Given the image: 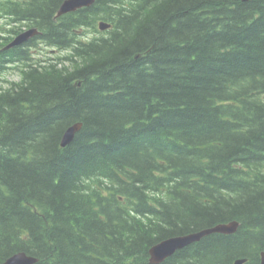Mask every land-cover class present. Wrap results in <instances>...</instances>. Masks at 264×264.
<instances>
[{"label":"trees","instance_id":"trees-1","mask_svg":"<svg viewBox=\"0 0 264 264\" xmlns=\"http://www.w3.org/2000/svg\"><path fill=\"white\" fill-rule=\"evenodd\" d=\"M64 1L0 0V82L20 77L0 86V264H151L154 245L234 221L162 264H260L264 0H95L58 18Z\"/></svg>","mask_w":264,"mask_h":264},{"label":"water","instance_id":"water-1","mask_svg":"<svg viewBox=\"0 0 264 264\" xmlns=\"http://www.w3.org/2000/svg\"><path fill=\"white\" fill-rule=\"evenodd\" d=\"M248 1V0H241ZM95 0H67L61 6L58 16H62L67 13L76 12L83 8L91 7L94 4ZM100 30L105 31L111 28V25L107 23H100ZM40 32L36 28L26 30L16 36V38L5 48V50L19 47L30 39L38 36ZM82 124L78 123L68 129L62 139V146L66 147L73 142L76 134L81 130ZM239 227L238 222H231L227 224H219L209 229H205L196 233H191L179 237H172L166 239L150 250V263L151 264H161L169 257L173 256L177 251L201 241L203 238L212 235V234H223V235H232L237 232ZM38 259L27 255L24 252L17 253L12 257L8 258L3 264H36ZM246 260H239L235 264H244ZM261 264H264V252L262 253Z\"/></svg>","mask_w":264,"mask_h":264},{"label":"rangeland","instance_id":"rangeland-1","mask_svg":"<svg viewBox=\"0 0 264 264\" xmlns=\"http://www.w3.org/2000/svg\"><path fill=\"white\" fill-rule=\"evenodd\" d=\"M4 21H1L0 20V26L3 25ZM41 46V45H40ZM36 51V50H35ZM38 51H41V50H37ZM34 53V52H33ZM63 54V53H62ZM57 57V56H60V53L57 52V50H55L54 48H44V51L42 52L41 55L37 56L38 58H42V57ZM17 72L15 71H10V75L8 76H5V81L6 82H0V86H2L3 88L7 87L11 82H19L20 80V77L16 74Z\"/></svg>","mask_w":264,"mask_h":264},{"label":"bare ground","instance_id":"bare-ground-1","mask_svg":"<svg viewBox=\"0 0 264 264\" xmlns=\"http://www.w3.org/2000/svg\"><path fill=\"white\" fill-rule=\"evenodd\" d=\"M65 1H67V0H65ZM65 1H64V2H65ZM240 1H241V0H240ZM248 1H250V0H248ZM248 1H246V2H248ZM64 2H63V3H64ZM242 2H244V1H242ZM63 3H62V5H63ZM62 5H61V6H62ZM61 6H60V8H61ZM59 10H60V9H59ZM59 10H58V12H59ZM67 14H70V13H67ZM67 14H64V15H67ZM62 16H63V15H62ZM62 16H58V13H57V17H58V18H59V17H62ZM102 22H104V21H102ZM102 22H100V23H102ZM100 23L98 24V29H99V31H101V32H105V31L109 30V29H107V30H105V31L100 30V28H99ZM104 23H106V22H104ZM107 24H109V23H107ZM109 25H110V24H109ZM33 28H34V27H33ZM26 43H27V42H26ZM76 124H78V123H76ZM80 124H81V123H80ZM74 125H75V124H74ZM74 125H72V126H74ZM72 126H70L69 128H71ZM69 128H68V129H69ZM81 128H82V127H81ZM68 129L64 132L63 137H64L65 133L68 131ZM63 137H62V139H63ZM61 146H62V140H61ZM62 147H63V146H62ZM66 147H67V146H66ZM63 148H65V147H63ZM208 229H209V228H208ZM190 234H191V233H190ZM179 236H183V235H179ZM179 236H175V237H179ZM171 238H172V237H171ZM168 239H169V238H168ZM156 245H157V244H156ZM154 246H155V245H154ZM154 246H153V247H154ZM151 249H152V248H151ZM262 253H263V252H262ZM262 253H261V257H260L261 259H262ZM16 254H17V253H16ZM14 255H15V254H14ZM149 255H150V253H149ZM12 256H13V255H12ZM12 256H11V257H12ZM9 258H10V257H9ZM238 261H239V260H238ZM236 262H237V261H236ZM260 263H261V260H260Z\"/></svg>","mask_w":264,"mask_h":264}]
</instances>
